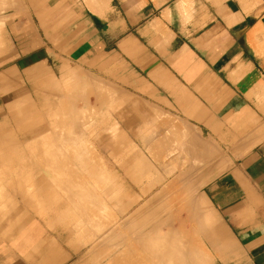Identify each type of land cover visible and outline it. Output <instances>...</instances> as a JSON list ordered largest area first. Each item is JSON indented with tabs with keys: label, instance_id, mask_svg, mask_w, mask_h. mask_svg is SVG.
<instances>
[{
	"label": "crops",
	"instance_id": "1",
	"mask_svg": "<svg viewBox=\"0 0 264 264\" xmlns=\"http://www.w3.org/2000/svg\"><path fill=\"white\" fill-rule=\"evenodd\" d=\"M0 20V264L148 244L162 264L163 243L264 264V0H0Z\"/></svg>",
	"mask_w": 264,
	"mask_h": 264
},
{
	"label": "bare ground",
	"instance_id": "2",
	"mask_svg": "<svg viewBox=\"0 0 264 264\" xmlns=\"http://www.w3.org/2000/svg\"><path fill=\"white\" fill-rule=\"evenodd\" d=\"M0 43H1V41H0ZM51 124H57V122L55 121V122H53ZM44 128H45V126L44 127L42 126L41 129L38 131V133L35 134L36 141L39 140V143H40L41 146H44V145L47 146V145H49V142L53 141V140H56V142H55V144H53V146H54L53 149L45 150L44 148H41L39 154L45 156V158H47L50 161H55L56 157L59 154V147H58L59 140H58V137H57L58 133L49 132L46 128L45 129ZM33 130L36 131L37 128L32 129L29 132V135H31V136L34 135L35 131L33 132ZM27 134H28L27 131L24 132L23 143H19V142L15 141L14 142V146L15 147L14 148L12 147L15 152H18L23 157H27V155H29V154L30 155H32V154L34 155V152H32V149H31L32 147L30 148V147L27 146L28 143L26 141H27V138H29V136ZM55 183L57 185H60L59 181H55Z\"/></svg>",
	"mask_w": 264,
	"mask_h": 264
},
{
	"label": "rangeland",
	"instance_id": "3",
	"mask_svg": "<svg viewBox=\"0 0 264 264\" xmlns=\"http://www.w3.org/2000/svg\"><path fill=\"white\" fill-rule=\"evenodd\" d=\"M38 6H42V5H38ZM37 6V7H38ZM24 10H26L24 8ZM0 54L3 52L2 51V47L5 45V41H4V34H5V28L2 25V21L0 20ZM40 79H38L37 81H39ZM41 100H38V103H41ZM25 177V176H24ZM8 179V180H7ZM23 182H25V179L22 180ZM2 182V183H1ZM17 181H12L9 178H0V202L1 201H7L8 197L6 195H3L1 193H6L7 189H10V187L12 186V184L16 183ZM3 187V188H2ZM153 248L154 245H149L148 244V261L147 264H156L155 260H153V258H151L153 256ZM172 248L170 244L167 243H163V259H162V264H187L186 260H174L171 259V255L172 256H176V249H175V254H172ZM183 251V248L181 245H178V254L181 255ZM177 254V255H178ZM157 264H160V260L157 262Z\"/></svg>",
	"mask_w": 264,
	"mask_h": 264
}]
</instances>
